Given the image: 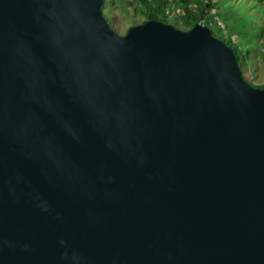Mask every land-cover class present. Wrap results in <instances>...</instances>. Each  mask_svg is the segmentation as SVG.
<instances>
[{
	"label": "water",
	"instance_id": "water-1",
	"mask_svg": "<svg viewBox=\"0 0 264 264\" xmlns=\"http://www.w3.org/2000/svg\"><path fill=\"white\" fill-rule=\"evenodd\" d=\"M106 3L0 0V264H264V89Z\"/></svg>",
	"mask_w": 264,
	"mask_h": 264
},
{
	"label": "rangeland",
	"instance_id": "rangeland-1",
	"mask_svg": "<svg viewBox=\"0 0 264 264\" xmlns=\"http://www.w3.org/2000/svg\"><path fill=\"white\" fill-rule=\"evenodd\" d=\"M217 2H219V10L222 15H232L227 24L229 28L236 25L239 35L237 42L251 50L252 47H255L252 61L249 62L250 66H253V70L250 71L244 67L243 73L247 81L251 82L255 88H260L264 81V56L260 49V45L264 43V3L259 4L255 0H217ZM130 9L132 8L126 0H107L105 4V16L121 35L126 34L130 27L142 24L145 20V11L141 6L137 8V12H132ZM256 51H259V54ZM255 55L258 58H254Z\"/></svg>",
	"mask_w": 264,
	"mask_h": 264
},
{
	"label": "trees",
	"instance_id": "trees-1",
	"mask_svg": "<svg viewBox=\"0 0 264 264\" xmlns=\"http://www.w3.org/2000/svg\"><path fill=\"white\" fill-rule=\"evenodd\" d=\"M255 1L259 4L264 3V0ZM129 6L135 8L134 12H137L139 6L144 9L145 20L143 23L149 20H157L173 24L183 30H189L198 23L208 25L215 36L226 41L236 50L242 71L247 65L250 53L248 52L244 55L243 52L240 51V44L234 40V36L231 35V33L230 36H228V27L227 30H224L219 27L218 23H216L217 21H215V18L218 16L223 20L217 0H177L175 3H171L170 0H134L133 3H129ZM177 8L182 9L183 12L173 19L170 18L167 15V11ZM169 20H171V22H169ZM260 88L264 89V86Z\"/></svg>",
	"mask_w": 264,
	"mask_h": 264
},
{
	"label": "crops",
	"instance_id": "crops-1",
	"mask_svg": "<svg viewBox=\"0 0 264 264\" xmlns=\"http://www.w3.org/2000/svg\"><path fill=\"white\" fill-rule=\"evenodd\" d=\"M220 14H221V12H220ZM221 16H222V18H223V20L225 21V23H226V25H227V27H228V36H230V33H231V35H233L234 36V40L235 41H239V35L237 34V30H236V25L235 26H233L232 28H229V25L227 24L228 23V21H229V19L232 17V15H230V14H226V15H222L221 14ZM261 40V39H260ZM240 44V43H239ZM264 43L263 44H261L260 45V49H262V51H263V53L261 52V54L264 56ZM255 47H252V50L251 49H249V48H247V47H244L243 45H241L240 44V51H242L243 52V54L245 55L246 53H250V56H249V58H248V61H247V65L245 66V68L247 67L250 71H252L253 70V66H250V61H252V55L255 53V51L253 52V49H254ZM258 54H259V51H256ZM254 58H258V56L257 55H255L254 56ZM258 80L260 81V79L258 78ZM261 82V81H260ZM262 86H264V81H262ZM261 86V87H262Z\"/></svg>",
	"mask_w": 264,
	"mask_h": 264
},
{
	"label": "built area",
	"instance_id": "built-area-1",
	"mask_svg": "<svg viewBox=\"0 0 264 264\" xmlns=\"http://www.w3.org/2000/svg\"><path fill=\"white\" fill-rule=\"evenodd\" d=\"M177 0H170L171 3H175ZM126 2L128 3H133L134 0H126ZM132 9H130V11H134V7H131ZM182 9L180 8H177V9H172V10H169L167 11V14L169 16H172V17H177L178 15H180L182 13ZM215 21H217L216 23H218L219 27H221L222 29L224 30H227V26L225 24V22L218 16L217 18H215Z\"/></svg>",
	"mask_w": 264,
	"mask_h": 264
}]
</instances>
